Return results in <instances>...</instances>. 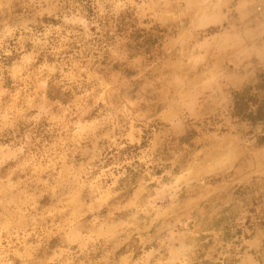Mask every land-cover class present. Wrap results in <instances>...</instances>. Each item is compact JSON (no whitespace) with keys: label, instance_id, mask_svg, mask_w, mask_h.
I'll return each mask as SVG.
<instances>
[{"label":"rangeland","instance_id":"obj_1","mask_svg":"<svg viewBox=\"0 0 264 264\" xmlns=\"http://www.w3.org/2000/svg\"><path fill=\"white\" fill-rule=\"evenodd\" d=\"M249 74L264 0H0V264H260Z\"/></svg>","mask_w":264,"mask_h":264},{"label":"clouds","instance_id":"obj_2","mask_svg":"<svg viewBox=\"0 0 264 264\" xmlns=\"http://www.w3.org/2000/svg\"><path fill=\"white\" fill-rule=\"evenodd\" d=\"M243 79H245L244 76L239 73H233L231 69L227 72H218L212 83L197 91L196 95L188 103L199 108L214 111L217 114H225L226 111L230 110V93L236 82ZM246 79L248 83L253 85V99L245 105V110L249 118H254L264 111V87L256 88V80L250 74ZM196 97H199V99H196ZM186 107L187 104L183 102L179 105V109ZM260 264H264V260L260 261Z\"/></svg>","mask_w":264,"mask_h":264},{"label":"trees","instance_id":"obj_3","mask_svg":"<svg viewBox=\"0 0 264 264\" xmlns=\"http://www.w3.org/2000/svg\"><path fill=\"white\" fill-rule=\"evenodd\" d=\"M242 99H243V98H242L241 96H237V97H236V105H239V103L241 102ZM262 112H263V111H262ZM262 112H261L260 115L258 116L259 118L261 117ZM244 117H245V116H244ZM246 118L249 119L248 115H246ZM250 119H251V118H250ZM250 119H249V120H250Z\"/></svg>","mask_w":264,"mask_h":264}]
</instances>
